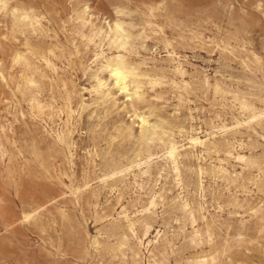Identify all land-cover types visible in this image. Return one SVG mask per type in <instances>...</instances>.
I'll return each mask as SVG.
<instances>
[{
	"label": "rangeland",
	"instance_id": "rangeland-1",
	"mask_svg": "<svg viewBox=\"0 0 264 264\" xmlns=\"http://www.w3.org/2000/svg\"><path fill=\"white\" fill-rule=\"evenodd\" d=\"M10 2L24 10L41 32L30 34L10 15L0 16V127L4 128V132L0 129V146L9 154L8 160L0 161V264H134L136 259L148 264V252L138 251L135 242L124 233V225L119 223L118 229H114L106 221L122 205L139 219L136 212L148 203L154 191L161 195L156 214L142 218L138 232L143 235L146 225L152 228V237L158 232L164 235L159 251L165 258L159 257V264H192L201 251L220 255L214 264H264L262 224L243 210L217 208L219 201L227 204L230 200L227 184L215 179L211 172L213 160L202 156L200 150L185 152L180 161L183 196L195 207L197 228L203 238L209 228L214 231L213 247L207 241L203 248L195 244L191 223L182 209L181 191L164 161H159L153 171L154 178L144 183L143 191L134 185L133 171L113 175L138 160L141 146L122 132L133 121L123 96L118 97V105L114 107L98 102L85 91L93 81L90 73H84L82 64L92 61L94 47L84 37L87 33L79 28L75 14L88 7L94 23L100 27L122 22L136 35L143 34L144 40L137 41V45L141 56L153 65L150 59L155 49L162 57L167 52L158 43L157 32L147 24V9L165 2L168 14L160 16L158 23L164 28V34L175 42L193 79L201 81L208 77L212 84L246 90L250 83L259 82L260 74L246 72L239 56L223 55L216 47H199L182 41L180 30L170 20L176 19L191 27L201 22L206 35L220 42V34L213 27L216 24L232 45H238L237 39H245L248 48L264 60V14L259 8L264 0ZM23 32L37 53L54 51L52 60L59 68L57 76L33 57H28L31 66L15 64V53L25 51ZM158 64L164 68L170 66L164 59ZM62 81L69 87L76 86L77 104L85 103L74 122L73 162L70 151L50 136L48 112H38L30 103L38 96L45 102L54 100L60 111L65 110L67 95ZM146 107L154 109L157 118L175 128L202 129L203 137L214 132L210 126L218 114L227 125L234 123L233 118H240L238 111L232 109L230 99L224 101L213 92L197 91L181 101L168 85L154 92L149 90L145 101L138 105L139 109ZM256 130L258 134L242 129L229 140L242 144L246 155L258 157L264 151V131ZM217 140L224 143L219 133ZM200 167L208 172L203 180L205 200L200 197ZM164 169V178L157 186V174ZM229 169L239 186L248 185L252 172L256 174L254 170H243L233 160L229 161ZM231 189L233 193L239 191L234 186ZM238 194L244 199L242 193ZM261 197L254 194L250 199L257 205ZM201 204L208 211L207 221L199 210ZM239 233L244 236L241 242L235 239ZM124 237L128 241L121 246ZM94 239L101 244L99 251L95 250ZM226 241L230 242V249L223 254Z\"/></svg>",
	"mask_w": 264,
	"mask_h": 264
},
{
	"label": "bare ground",
	"instance_id": "bare-ground-1",
	"mask_svg": "<svg viewBox=\"0 0 264 264\" xmlns=\"http://www.w3.org/2000/svg\"><path fill=\"white\" fill-rule=\"evenodd\" d=\"M259 8L264 14V4H260ZM147 10V24L157 32L158 43L164 46V50L167 52V55L162 57L158 50L155 49L152 53L153 57L150 59L153 65H150L148 59L141 56L137 45V41L144 40L143 34L136 35L132 29L122 22L107 23L106 28L100 27L94 23L88 7L81 12L76 11L75 13L79 28L87 33L86 35L84 34V37L94 47L92 61L82 64L84 73H90L93 81L91 86L86 88L85 91L94 96L98 102L103 104L110 103L114 107L118 105V97L123 96L126 99L124 105L131 109L133 121L122 132L129 139L136 140L141 146L138 160L131 166L114 172L113 175L126 174L133 171L134 185L137 189L143 191L144 183L154 178L153 171L158 168L159 161H164L173 173L176 185L181 191L182 209L188 215L191 223L195 244L199 248H203L205 241H207L213 247L216 236L214 231L209 228L205 238H203L202 233L197 228L195 207L183 196L184 183L180 161L184 158L185 152L195 153L200 150L202 156L206 155L213 160L211 172L215 179L227 184L230 200L227 204L219 201L217 208L222 211L227 206L235 211L243 210L259 221L264 230V151L258 157H251L242 151V144L233 143L229 140V137L241 133L242 129L253 131L256 134H258L256 128H261L264 131L263 58L254 50L248 48L249 43L245 39L236 40L241 49L237 47L238 45H232L225 36L223 37V30L216 24H213V27L220 34V42H216L206 35L201 22L196 27H191L182 21L172 19L170 24L180 30L179 38L182 41L199 47H216L223 55H231L235 58L239 56L241 65L246 72L256 76L260 74L261 77L259 82L250 83L246 90L230 89L220 83L212 84L208 77L203 78L201 81H195L189 73L184 60L178 54L175 42L164 34V28L158 23L160 16L168 14L167 3L160 2L151 5ZM2 15H10L16 24L22 26L30 34L38 35L41 32L39 25L33 22L24 10L12 5L10 0H0V16ZM23 34L25 51H17L15 53V64L31 66L28 57H33L36 60L39 59L46 69L57 76L59 68L52 60V58H55L54 51L49 50L48 52L37 53L30 43L29 37H27L25 32ZM240 53L245 55L240 56ZM163 59L170 64L168 68L159 66L158 63ZM2 77L5 78L3 73ZM166 85L170 86L179 95L181 101L196 94L197 91H201L203 94L213 92L215 96L222 97L224 101L230 99L232 109L238 111L240 118H233L234 123L227 125L222 122V118L218 114L216 116L217 124L215 122L210 126L214 132H208L203 137L204 132L202 129L192 128L191 130H186L184 128H175L165 120L157 118L154 109L151 107L138 108V105L145 101L149 90L154 92L158 87ZM62 86L67 95V107L65 110L60 111L54 104V100L49 103L40 100L38 96H34L30 103L36 111L43 114L48 112L46 116L50 121V136L55 142L70 151L73 162L76 150L74 122L80 110L85 107V103H76L78 91L75 85L69 87L67 82L62 81ZM57 121L59 122L57 123ZM136 125L138 129H136ZM0 129L4 132L3 127H0ZM218 133L224 138L223 144H220L217 140ZM8 158L7 150L0 146V161L5 162ZM230 160L238 163L243 170L255 171L256 174L252 172L248 179V185L239 186L236 184L229 169ZM164 172L165 169L159 170L156 177L157 186L164 178ZM198 175L201 180L199 186L200 197L205 200L206 191L203 180L208 175V172L203 167H200ZM231 186H234L239 191L233 193ZM77 192L78 189L76 190ZM238 193H242L244 199H241V195ZM254 194L262 196L260 203L257 205H254L250 199ZM160 197L161 195L158 192L154 191L151 193L148 203L136 212L140 216L139 219L136 218L137 215L133 216L128 208L122 205L120 209L114 210L112 215L107 216L106 221L114 229H118L119 223L124 225V233L128 234L132 241L135 242L138 251L142 253L145 249L148 252V264H159V257L165 258L159 251L160 242L163 240L164 235L158 232L152 237V228L146 225L144 226L143 235H140L138 230L142 218H150L156 214ZM199 210L202 211L203 220L207 221L206 213L208 211H206L205 204L199 205ZM243 238L244 236L241 233L235 237L237 242H241ZM127 241V238L124 237L121 246ZM93 245L96 246L95 250L99 251L101 244L97 239H94ZM229 249L230 242L226 241L223 254H226ZM219 257L220 255L215 254V252L207 253L201 251L192 264H214L218 262ZM139 260H134V264H143L142 260L141 263H139Z\"/></svg>",
	"mask_w": 264,
	"mask_h": 264
}]
</instances>
